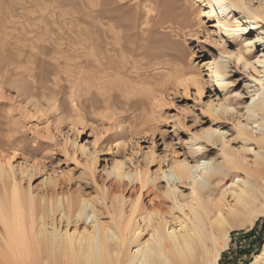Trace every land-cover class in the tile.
I'll return each instance as SVG.
<instances>
[{"label": "rangeland", "instance_id": "obj_1", "mask_svg": "<svg viewBox=\"0 0 264 264\" xmlns=\"http://www.w3.org/2000/svg\"><path fill=\"white\" fill-rule=\"evenodd\" d=\"M206 1L0 0V158H11L14 166L13 178L0 179V194H9L16 181L21 195L37 202L52 195L95 199L109 220L121 198L129 214L141 191L137 181H117L114 172L122 165L132 173L147 170L155 180L142 194L140 225L161 203L163 213L181 216L174 198L165 195L160 169L177 161L194 164L189 140L211 127L224 132L230 148H240L235 125L245 122L247 87L255 85L249 76L257 77L230 57L247 53L246 42L219 30L223 17ZM237 25L232 19L230 26ZM259 25L258 32L264 31ZM259 50L251 51L250 62ZM221 55L230 60L224 93L235 113L216 116L211 108L225 102L213 72ZM256 139L247 145L244 167L232 170L218 188L249 180L264 208V147L257 145L264 138ZM199 142L206 147L200 160L217 157L221 141ZM190 191L181 186L179 201ZM248 216L236 219L242 227L231 232L219 261L204 264H219L224 253L223 264L251 263L262 252L264 212L253 226ZM60 217L55 222L61 229L86 225L74 218L60 224ZM4 251L0 242V264H7Z\"/></svg>", "mask_w": 264, "mask_h": 264}, {"label": "bare ground", "instance_id": "obj_2", "mask_svg": "<svg viewBox=\"0 0 264 264\" xmlns=\"http://www.w3.org/2000/svg\"><path fill=\"white\" fill-rule=\"evenodd\" d=\"M254 1H206L211 12L218 9L223 17L217 24L219 30L230 38L246 42L247 53L238 50L236 54H229L230 57L233 56L238 64L243 63L245 68L254 70L257 77L249 76L255 85L247 87L251 102L242 115L245 122L235 125L234 140L242 143L240 148H230L224 132L211 127L189 140L194 164L177 161L169 169H160V177L166 181L165 195L174 198V207L181 216L171 218L170 213H163L161 203L157 211L146 212L141 220L144 224H139L137 214L146 211L141 201L142 194L149 182L155 181L147 170L136 169L132 173L125 171L122 165L117 166L114 172L117 181H137L141 191L131 204L129 214L124 211L126 203L121 198V207L113 211L109 220L103 219L95 199L52 195L37 202L30 195L22 196L19 183L14 181L9 194H0V242L5 248L7 264L216 263L229 245L231 232L242 227V224L235 223L236 219L241 214L250 215L249 224H255L264 208L259 207L262 205L259 204L260 198L249 180L232 182L222 191L218 188L232 170L244 167L243 155L250 152L248 143L264 138V31L258 32L259 24L264 23V0H256L258 6H254ZM232 19L238 23L236 28L230 26ZM254 30L255 36L247 38ZM120 49L127 48L121 44ZM254 50L260 53L254 62H250ZM229 63L224 55L213 62L216 87L222 93L231 83L227 78ZM223 95L225 102L211 108L213 115L235 113L227 93ZM202 140L212 145H216L218 140L222 142L216 158L200 160L197 157L206 154V147L199 142ZM257 145L264 147L261 142ZM13 172L12 159L0 158V179L13 178ZM183 185L190 187L191 191L187 195L182 192L184 200L179 201L177 192ZM229 196H232L231 201L227 200ZM57 214H61L60 224L66 221L68 225L74 218L86 225L82 230L76 226L72 232L68 227L61 229L55 222ZM250 264H264V248Z\"/></svg>", "mask_w": 264, "mask_h": 264}, {"label": "trees", "instance_id": "obj_3", "mask_svg": "<svg viewBox=\"0 0 264 264\" xmlns=\"http://www.w3.org/2000/svg\"><path fill=\"white\" fill-rule=\"evenodd\" d=\"M255 227H259V223H257V225ZM263 233V234H262ZM261 237L259 238L258 240V243H259V247H262L263 245V236H264V227L262 228V231H261ZM258 251V250H257ZM257 251H255L257 253ZM247 252V251H246ZM225 256H226V253L223 254L222 256V259L220 260V263L219 264H223L222 262L225 260ZM228 263H231V264H238L237 261H229ZM250 263V260H246L244 264H249Z\"/></svg>", "mask_w": 264, "mask_h": 264}]
</instances>
